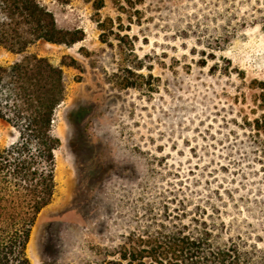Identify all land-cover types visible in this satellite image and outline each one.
I'll list each match as a JSON object with an SVG mask.
<instances>
[{
    "label": "rangeland",
    "instance_id": "1",
    "mask_svg": "<svg viewBox=\"0 0 264 264\" xmlns=\"http://www.w3.org/2000/svg\"><path fill=\"white\" fill-rule=\"evenodd\" d=\"M41 1L82 38L0 46V64L43 56L65 84L55 189L31 229L30 263L105 264L130 232L183 205L214 207L219 241L245 240L264 261V0ZM17 138L0 119V146Z\"/></svg>",
    "mask_w": 264,
    "mask_h": 264
},
{
    "label": "trees",
    "instance_id": "2",
    "mask_svg": "<svg viewBox=\"0 0 264 264\" xmlns=\"http://www.w3.org/2000/svg\"><path fill=\"white\" fill-rule=\"evenodd\" d=\"M99 1L97 9L103 5ZM216 29L219 37L209 45L220 48L229 37L225 24ZM81 38L77 30L59 27L41 0H0V46L12 52L23 53L40 40L71 44ZM64 98L63 70L46 57L23 54L19 60L0 64V119L18 130L15 142L0 146V264H31L26 252L30 232L55 189L54 151L60 140L53 123ZM255 123L264 134V114L262 124L258 118ZM174 209L166 224L130 232L118 258L105 264H264L255 245L219 241L220 213L214 207L215 214L200 206L194 212L186 205Z\"/></svg>",
    "mask_w": 264,
    "mask_h": 264
}]
</instances>
